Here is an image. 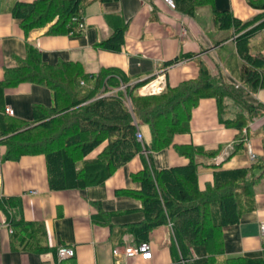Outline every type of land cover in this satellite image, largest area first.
I'll use <instances>...</instances> for the list:
<instances>
[{
    "label": "crops",
    "instance_id": "1",
    "mask_svg": "<svg viewBox=\"0 0 264 264\" xmlns=\"http://www.w3.org/2000/svg\"><path fill=\"white\" fill-rule=\"evenodd\" d=\"M13 2L0 0V128L9 119L32 121L35 105L51 107L54 103L52 90L37 82L3 84L7 71L25 59L29 45L37 48L42 60L48 64L80 62L85 72L95 75L108 67L128 72L131 59L146 61L151 72L131 78L129 84L146 83L162 74L165 86H175L198 75V60L206 64L212 76L240 81L243 60L237 52L235 36L218 42L229 29H219L214 24V10L229 11L241 21H249L257 14L248 0H213L212 7H201L192 16L177 13L163 0H96L85 10L86 27L80 33L50 32L49 24L25 33L10 12ZM206 8V17H211L213 29L201 11ZM121 25L125 29L120 51L97 46ZM176 56L183 58L165 64ZM246 100L264 104V88L248 94ZM223 104L226 105L225 118L233 117L235 111L229 108L236 110V106L228 99ZM8 109L13 110L12 115L7 113ZM228 113L231 116H227ZM139 130L142 142L149 144V127L141 124ZM250 132L254 134L251 144L248 140ZM236 133L234 128L221 122L216 99L202 97L192 109L190 131L176 134L169 147L147 155L143 152L136 154L101 185L59 190L49 187L44 155L6 159L5 146L0 143V198H19L21 207L14 209L15 218L24 221L21 225L10 223L8 210L0 206V264H68L70 261L75 264L172 263L180 256V244L193 242L198 212L185 210L171 222L172 227L168 223L154 227L148 238L152 246L150 259L115 257L112 253L114 247L135 243L134 236L125 232L124 227L143 218L138 199L116 195L115 191L140 188V183L133 181L131 174L143 167L144 159L156 169L186 164L189 159L180 153L177 145L191 144L207 150L221 147L216 157L208 160L198 157L211 165L198 167V186L203 190L212 182L215 170L248 167L253 163L247 144L256 157L262 155L264 115L251 121L246 141L237 152L222 161L237 143L234 141ZM104 144L90 156H94ZM262 221L264 174L255 184L253 209L244 212L238 223L223 228L224 252L220 257L264 256V237L260 233ZM59 246L72 248L73 257L60 260L56 253Z\"/></svg>",
    "mask_w": 264,
    "mask_h": 264
},
{
    "label": "trees",
    "instance_id": "2",
    "mask_svg": "<svg viewBox=\"0 0 264 264\" xmlns=\"http://www.w3.org/2000/svg\"><path fill=\"white\" fill-rule=\"evenodd\" d=\"M94 1L14 0L9 9L25 33L47 24L50 32L68 33L76 27L72 17L83 18L86 8ZM173 2L175 11L187 16H192L201 7L213 5V0ZM248 3L257 10L249 21H241L226 10H214L213 18L219 29L233 28L237 32L245 29L235 38L237 52L243 60L238 85L227 82L221 75L212 76L206 64L198 60L195 78L175 86L167 84L158 94L142 95L138 88L145 82H129L133 77L151 72L144 60L131 59L128 72L108 67L95 75L85 72L80 62L48 64L42 60L38 49L29 45L25 59L7 71L3 84L37 82L52 90L54 103L51 107L35 105L32 121H6L0 128L5 158L44 155L51 190L101 185L136 154L143 150L165 149L173 144L176 134L188 133L193 107L202 97H214L221 122L237 132L234 137L237 143L224 161L243 145L251 121L264 115V104L246 100L248 94L264 88V42L255 46L249 44L251 36L264 28V20L260 19L264 15V1L248 0ZM124 29L123 25L117 26L97 46L120 51L124 44ZM252 47L256 49L255 53L251 51ZM181 58L176 56L165 64H173ZM122 85L123 89L120 88ZM227 99L240 109L231 118L223 115L226 107L223 102ZM141 124L149 127V144L136 137ZM103 143L102 148L90 156ZM177 147L189 159L186 164L156 169L144 159L143 167L131 174L132 180L140 183V188L115 191L116 195L131 196L141 203L142 220L123 230L130 232L135 242L148 241L154 227L174 221L185 210H196L199 221L195 238L192 243L180 244V256L169 264H264V256L220 257L224 252L223 228L238 223L241 215L254 207L255 184L264 174V151L248 167L215 170L212 182L201 190L198 167L211 165L198 157L205 160L216 157L221 147L212 150L191 144ZM256 170L260 172L256 173ZM0 206L8 210L10 223L21 225L24 222L15 218L14 209L21 207L19 198L2 197Z\"/></svg>",
    "mask_w": 264,
    "mask_h": 264
},
{
    "label": "built area",
    "instance_id": "3",
    "mask_svg": "<svg viewBox=\"0 0 264 264\" xmlns=\"http://www.w3.org/2000/svg\"><path fill=\"white\" fill-rule=\"evenodd\" d=\"M150 1H156V0H150ZM171 9H174V2L173 0H163ZM72 21L76 23L75 30H70L68 32L69 35H74L76 34L77 31H83L86 27L84 18H79L77 16L72 17ZM165 87V81H164V76L162 74L156 75L151 81L146 82L145 85H143L139 89V93L143 95H151V94H157L162 92V90ZM123 88V87H122ZM7 113L12 115L13 110L8 109ZM136 137L138 140L142 141V135L137 128L136 131ZM246 141V140H245ZM247 149L248 153L251 157V159H255L256 155L253 153L252 148L250 144H247ZM144 154H148L149 151L143 150L142 151ZM35 193V191L33 192ZM169 227H172V223L168 221ZM260 233L264 237V221L261 222L260 224ZM57 256L60 260L67 259L70 257H73L74 255V250L70 247L66 246H59L57 248ZM112 253L115 257H124V258H131L134 256H140L144 259H150L152 256V246L149 241H140V242H135V243H124L121 246H116L113 248Z\"/></svg>",
    "mask_w": 264,
    "mask_h": 264
},
{
    "label": "rangeland",
    "instance_id": "4",
    "mask_svg": "<svg viewBox=\"0 0 264 264\" xmlns=\"http://www.w3.org/2000/svg\"><path fill=\"white\" fill-rule=\"evenodd\" d=\"M207 9L208 8H206V10L204 9H202L201 11H202V13H203V16L204 17H206V12L205 11H207ZM207 18V22H208V24H210L209 25V27H210V29H213V27H212V19H211V17L209 18V17H206ZM262 21L264 20V15L262 16V18H260ZM214 22V21H213ZM254 24V23H253ZM252 24V25H253ZM250 27V26H249ZM247 29V28H246ZM245 29H243V30H241L240 32H237L236 30H234L233 28H230L229 30H228V32L225 34V36L224 37H222V38H220L219 39V41L218 42H223V41H226V40H228L229 38H231V37H233V36H235V38L238 36V34L239 33H241L242 31H244ZM262 41H264V29L263 30H261V31H259L258 33H256L253 37H251V39H250V41H249V43L252 45V46H254V45H260V43H262ZM252 51L253 52H255L256 51V49L254 48V47H252ZM263 53H264V49H263V51H262ZM227 81V80H226ZM227 82H229V83H233V84H235V85H238L239 84V82L240 81H238L236 78H234V79H232V80H230V81H227ZM146 83H143L139 88H138V92H139V89L143 86V85H145ZM124 88V85H122L120 88L121 89H123ZM165 88V87H164ZM164 90V89H163ZM162 90V91H163ZM141 94V93H140ZM158 94V93H157ZM143 95V94H142ZM234 106H236L235 104H233ZM226 108V107H225ZM231 111H235V112H232V114L233 113H236V112H238V111H240V109L239 108H237V106H236V110H235V108H229ZM227 114V113H226ZM227 116H231V113H228V115ZM252 136H254V134L253 133H251L250 132V134H249V138H248V140H249V142H250V144H251V142H252V139H253V137Z\"/></svg>",
    "mask_w": 264,
    "mask_h": 264
}]
</instances>
